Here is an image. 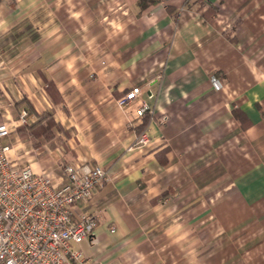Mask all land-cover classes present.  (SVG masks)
I'll return each mask as SVG.
<instances>
[{
  "label": "crops",
  "instance_id": "crops-1",
  "mask_svg": "<svg viewBox=\"0 0 264 264\" xmlns=\"http://www.w3.org/2000/svg\"><path fill=\"white\" fill-rule=\"evenodd\" d=\"M23 109L21 162L108 173L87 264H264V0H0V120Z\"/></svg>",
  "mask_w": 264,
  "mask_h": 264
},
{
  "label": "built area",
  "instance_id": "built-area-1",
  "mask_svg": "<svg viewBox=\"0 0 264 264\" xmlns=\"http://www.w3.org/2000/svg\"><path fill=\"white\" fill-rule=\"evenodd\" d=\"M141 95L140 87L131 88L120 107L139 102L137 115L142 117L151 108ZM28 116L23 109L18 120L0 123V264H87L75 246L92 238L99 220L78 208L93 199L108 173L98 165L79 164L59 166L57 177L53 169L21 162L20 148L6 141L28 123ZM139 143L147 144L148 136L143 134Z\"/></svg>",
  "mask_w": 264,
  "mask_h": 264
},
{
  "label": "trees",
  "instance_id": "trees-1",
  "mask_svg": "<svg viewBox=\"0 0 264 264\" xmlns=\"http://www.w3.org/2000/svg\"><path fill=\"white\" fill-rule=\"evenodd\" d=\"M159 3V0H138V5L140 7V9L142 11L147 10L148 8H150L151 6H155ZM0 123H2V121L0 120ZM55 123L52 120V116H49L47 118V124L46 126H39L38 129H35V133H41L43 135H46L48 138L50 137L49 134L52 135V130L55 127ZM40 135V134H38Z\"/></svg>",
  "mask_w": 264,
  "mask_h": 264
},
{
  "label": "rangeland",
  "instance_id": "rangeland-1",
  "mask_svg": "<svg viewBox=\"0 0 264 264\" xmlns=\"http://www.w3.org/2000/svg\"><path fill=\"white\" fill-rule=\"evenodd\" d=\"M78 247H80V246H78Z\"/></svg>",
  "mask_w": 264,
  "mask_h": 264
}]
</instances>
